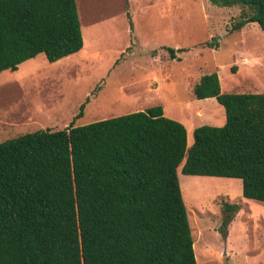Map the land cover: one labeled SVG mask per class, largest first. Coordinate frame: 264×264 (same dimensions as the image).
<instances>
[{
    "label": "trees",
    "instance_id": "obj_1",
    "mask_svg": "<svg viewBox=\"0 0 264 264\" xmlns=\"http://www.w3.org/2000/svg\"><path fill=\"white\" fill-rule=\"evenodd\" d=\"M210 1L249 8L235 28L264 29V0ZM83 47L77 0H0V73ZM193 92L216 97L226 122L195 128L191 145L161 105L1 141L0 264H198L178 168L239 178L264 202V92H222L217 72Z\"/></svg>",
    "mask_w": 264,
    "mask_h": 264
},
{
    "label": "rangeland",
    "instance_id": "obj_2",
    "mask_svg": "<svg viewBox=\"0 0 264 264\" xmlns=\"http://www.w3.org/2000/svg\"><path fill=\"white\" fill-rule=\"evenodd\" d=\"M77 3L83 51L58 62L40 54L0 73V142L144 110L165 99L182 101L170 106L169 114L189 113L196 105L187 100L206 73L217 72L230 92L258 91L247 86L251 74L264 84V29L257 22L235 28L250 15L248 7H222L210 0ZM132 29L134 52L128 49ZM161 45L176 49L178 59ZM245 54L262 65L252 64L241 74ZM188 141L193 142L192 130ZM183 164L178 174L198 264H264V202L245 198L239 178L186 175ZM228 205L238 209L229 211ZM228 247L231 253L223 254Z\"/></svg>",
    "mask_w": 264,
    "mask_h": 264
},
{
    "label": "crops",
    "instance_id": "obj_3",
    "mask_svg": "<svg viewBox=\"0 0 264 264\" xmlns=\"http://www.w3.org/2000/svg\"><path fill=\"white\" fill-rule=\"evenodd\" d=\"M151 3V1H149ZM78 4V3H77ZM80 16V15H79ZM248 24V23H247ZM82 25V24H81ZM243 28V27H242ZM82 29H83V26H82ZM83 31V30H82ZM134 34V29H132V38H131V44L129 43V46H128V49L131 48V46H133V44H135V41H136V36L133 35ZM83 37H84V33H83ZM85 37H84V47L82 48V50H80L79 52L83 51V49H85ZM95 46H91V50H93ZM158 48H163V50H167L168 51V48L166 45H161L160 47ZM158 48H154L153 50H156ZM173 48V47H171ZM127 49V50H128ZM132 50V52H134L133 50L134 49H130ZM162 50V49H161ZM78 53V52H77ZM76 54V53H74ZM44 55V54H43ZM73 55V54H72ZM251 54H245L244 57H246L245 59L242 58L241 61H239L241 63V65H243V68L239 71V73L243 74L244 73V70L245 69H251L250 66H252V64H255V63H258V65H262V63H260L258 61V57H251L250 56ZM39 56V55H38ZM37 56V57H38ZM45 56V55H44ZM71 56V55H69ZM67 56V57H69ZM46 57V56H45ZM36 58V57H35ZM66 58V57H64ZM64 58L58 60V61H61L63 60ZM34 59V58H32ZM254 59V61H253ZM31 60V59H29ZM28 61V60H27ZM56 61V62H58ZM219 75V74H218ZM248 75V74H246ZM219 78H220V82H221V90L222 92H230V91H225L224 90V86H223V83H222V80H221V76L219 75ZM253 80H252V79ZM249 80H251V82L247 85L249 88H255L257 89L258 91L256 92H252V93H261V92H264V88H263V85L262 84V80L263 79H260L258 77H256L254 74L250 75L249 77ZM264 83V82H263ZM242 84V83H241ZM194 89V88H193ZM263 89V90H262ZM261 91V92H259ZM192 93V98L187 100V103H191V104H194L196 105L195 107L192 108V110L189 109V113H186V114H183V112H178V113H168V109L170 106L174 105V104H177V105H180L182 104V101L180 102H175L174 104H171L169 103L168 101L163 100V104L161 105L164 109V114L167 116V117H170L172 119H175L182 122L186 128H187V133H188V140H189V132L190 130H192L194 132L195 128L201 126V125H213V126H222L225 124L226 122V112L224 114L223 111H225V108L222 104H220L217 100L216 97H208V98H203V99H200V101H197L196 99H199L195 96L194 92H191ZM238 93H246V92H238ZM164 99V98H163ZM205 101H213L214 103H211V104H205L204 102ZM223 107L221 108L218 103ZM207 105H209L210 107H208ZM156 106V105H155ZM209 108H213L212 110H210ZM224 109V110H223ZM145 110V109H144ZM140 111V110H138ZM134 112V111H133ZM130 113V112H129ZM126 114V113H125ZM173 114V115H172ZM101 120V119H100ZM97 121V120H96ZM205 121H208V122H205ZM200 122H203V123H200ZM205 122V123H204ZM189 143V141H188ZM243 187V185H242ZM234 249V248H232ZM234 251V250H233ZM231 253V248H227L226 251L223 253V254H229Z\"/></svg>",
    "mask_w": 264,
    "mask_h": 264
},
{
    "label": "bare ground",
    "instance_id": "obj_4",
    "mask_svg": "<svg viewBox=\"0 0 264 264\" xmlns=\"http://www.w3.org/2000/svg\"><path fill=\"white\" fill-rule=\"evenodd\" d=\"M187 205V204H186Z\"/></svg>",
    "mask_w": 264,
    "mask_h": 264
}]
</instances>
